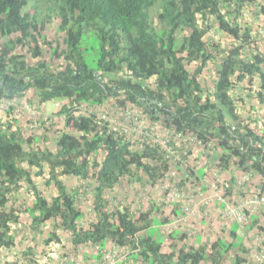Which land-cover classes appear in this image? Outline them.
<instances>
[{
  "label": "trees",
  "instance_id": "obj_1",
  "mask_svg": "<svg viewBox=\"0 0 264 264\" xmlns=\"http://www.w3.org/2000/svg\"><path fill=\"white\" fill-rule=\"evenodd\" d=\"M251 7L264 18V0H0V252L16 246L17 226L27 216L42 246L62 241L64 232L76 250L109 241L128 247L129 264H228L231 253L230 262L242 264L235 249L245 254L246 248L237 223L229 229L231 241L221 236L209 244L179 245L184 235L174 230L162 250L158 232L144 233L154 222L149 211L112 207L107 195L118 182L137 175L153 188L168 163L160 145L133 146L104 111L110 101L137 107L151 122L191 135L196 147L215 142L221 171L233 166L263 176L264 120L240 114L230 92L235 82L257 84L247 109L264 106V49L250 23L239 20ZM211 18L220 38L211 36ZM51 19L58 21L62 47L41 34ZM224 38L230 39L227 47ZM39 39L60 64L42 60ZM220 55L211 89L203 88L198 77ZM28 91L37 112L47 101L60 105L22 128L10 101ZM203 173L195 172L200 182ZM68 181L89 184L92 214L85 223L75 203L77 188ZM169 204L179 206L176 199ZM256 222L250 227L264 230ZM21 250L18 259L39 264L29 244Z\"/></svg>",
  "mask_w": 264,
  "mask_h": 264
},
{
  "label": "rangeland",
  "instance_id": "obj_2",
  "mask_svg": "<svg viewBox=\"0 0 264 264\" xmlns=\"http://www.w3.org/2000/svg\"><path fill=\"white\" fill-rule=\"evenodd\" d=\"M252 9L253 7L246 9L242 13L239 20H241L242 18L243 19L246 18V20L248 21L247 16L248 18H252V14H255L256 12L255 8L253 10ZM222 12H224V10H222ZM232 17H233L232 14H226V18L228 20H231ZM213 20H214L213 18L210 19L211 36L212 37L218 36L220 38L221 34L217 30V26H215V22ZM57 22L58 21L56 19H51L50 21H45L41 27V34L46 40L52 42L53 45H56V43L61 42L62 37H63V34L58 30ZM199 22L202 23L201 20ZM228 40L227 38L222 39V41L227 43L222 46L226 47L228 45ZM39 41L42 43V60L47 61L53 65L60 64L61 61L50 59V57L48 56L49 49L47 48L46 44L42 42V39H39ZM59 45L60 47H62L63 43L61 42L59 43ZM28 60L31 61V58L28 57ZM218 62H219V59L217 57L212 62V64L208 67L206 74L199 76V80L201 81V83H203V86H205V84H207L208 86L211 85L212 80L210 76L215 71V69L218 67ZM256 88H257L256 84L254 85V83L250 84L248 82H245V83H242V91L240 92L232 91L231 92L234 98H238L237 101L239 102V104L244 106L243 108L241 107L240 109L243 115H247V114L250 115V112L251 114H254V115L258 114L257 111L253 112L247 109L251 105L252 103L251 101H254V99H256L255 97ZM45 106L48 108H51L50 110L54 109V105L52 101H47L45 103ZM257 107L258 106H256V108ZM104 113H105V117L111 120V123L114 125L115 128L121 130L123 133H125V135L128 136V138L133 142V146L135 147L138 145L139 142L154 141V139L150 137L148 128H151L152 130H154L156 135H159V136L163 135L164 138H165V134L170 133L167 127H163L162 125H155L154 123H152L150 119L145 114H143L142 111H140V109L137 107H131V106L116 107L110 101ZM255 118L257 119L258 117H255ZM169 143L176 150H180V148L184 145L183 142L181 141H171L170 140ZM186 146L190 148L192 144H189V142H187ZM217 152H218V149L216 148L214 144H212L210 146V150H207V152L205 153V158H203L202 160H199V159H194V157L191 156L189 160L186 162V165L188 164L187 167H182L180 164H174V161L171 160V162H169L170 168H175L176 173L171 177H167L166 180L164 181L161 180L158 182L156 189L153 190V191L158 190L157 192L160 193L161 197L157 196V198L159 200H162V198L164 197V193H165L164 186L166 185V182L168 183V186L166 188H169V189L177 188L178 192H180L181 195H183L184 200L190 201L193 199L191 195L195 197L198 194V192L201 190L199 189L200 188V186L198 185L199 183L205 185L206 182L209 183L212 181L216 182L217 180H221V179H229L230 174H232L231 172L232 167L230 168L231 170L223 171L221 173L217 172L214 168L215 164L217 163L216 162L217 155H218ZM198 164H201V165L203 164L207 166L206 175L205 176L203 175L202 177L203 183L198 181L195 175ZM248 177L250 180H252L253 174L251 175L248 174ZM139 180L140 178H138V176L135 175L129 181L127 179H124V182L122 181L118 182L116 184L115 189L110 194L107 195L112 207H114L115 204L124 205V204L129 203L132 205L133 209H138V206L141 205V201L142 200L146 201L148 199L147 196L145 199H142V195H140L141 192L145 193V191H142V189L141 190L139 189L138 185H141L142 187L144 186L140 184V181L142 180L140 181ZM68 184L70 185L69 187L72 189L77 188L78 193L75 196V203H76V206L80 208L84 214V218H83L84 222H87L88 219L91 218V214H92V210L90 206L92 196H91V190L89 188V184H87L86 182H82L80 185H77L75 183H70V181H68ZM208 187L209 186L206 185V189ZM153 194L154 192L151 193L152 197H153ZM234 194L242 197L244 195V192L242 191V186L240 188L236 187ZM133 198H135L136 200L135 202H132ZM179 199L180 200L178 202L181 205L183 206L187 205L185 201L181 200V197H179ZM151 201H154V199H152ZM192 222L196 223V221H192ZM28 223H29L28 217L22 216L21 223L18 224L17 226V228H19L21 232H19V234L17 233L16 246L13 247L12 249H7V251L4 250L0 252V263L4 264V262H7L8 264H10L13 262V263H19V264H31L24 257V255H21L23 257L22 259H18V257L21 254V251H22L21 249H22L23 244H26V245L29 244L30 247L33 248L34 253H35L33 255V258L38 260L39 264H44V262L48 264H58L60 263V260L62 262L64 261L70 262L69 259L73 258L74 260L77 255H78L76 258L77 264H88L89 262H92L95 259H97V256L95 254L98 251V249L95 246H92L94 250L91 249L90 246H86L82 248L81 250L79 249L76 250L70 244L69 239H68L69 236L64 232H61V235H60L62 237V241L54 242L51 245V247L46 248L45 251H43L42 241L39 240L40 236L38 234L34 235L32 233ZM243 225H241V228L244 227ZM12 230L14 231L15 228H13ZM149 231L154 232L156 231V229L153 227H150ZM223 232L228 234L227 230H224ZM187 233L191 234L190 236L191 238H193L194 231L191 229V227L187 229ZM263 236H264V233H263ZM190 241L194 242L193 240H190ZM252 241L253 240L251 239V242ZM254 241H256V239H254ZM42 252H46V254L48 255L45 257V254H43ZM83 252H85V254L87 255L86 261L83 259V255H82ZM52 253H55L54 257L51 255ZM43 259H44V262H43Z\"/></svg>",
  "mask_w": 264,
  "mask_h": 264
},
{
  "label": "clouds",
  "instance_id": "obj_3",
  "mask_svg": "<svg viewBox=\"0 0 264 264\" xmlns=\"http://www.w3.org/2000/svg\"><path fill=\"white\" fill-rule=\"evenodd\" d=\"M219 58H221V55L218 56V59ZM214 73H215V71H214ZM214 73H212L211 76H213ZM204 74H206V72H204L202 75H204ZM198 80H199V77H198ZM199 82L201 83L200 80H199ZM243 83H245V82H243ZM201 86L203 88L208 89V85L207 84H205V86H203V83H201ZM241 86H242V84H241ZM25 104H28V103H25ZM25 104H23V105H25ZM235 104H236V108H237L238 112L243 115V113L241 112L240 109H241V107L243 108L244 106L240 105L239 103H236V102H235ZM53 105L55 107L59 106L60 105V101H55ZM29 106L35 111L34 114H29L28 112H26L27 114H29V116H34L35 114H38V113L41 112L40 108H38V112H37L36 108L34 106H31V105H29ZM250 111H251V109H250ZM18 112H21V111H18L17 108L11 109V114L13 115V117H15V115H17ZM257 113L258 114H256V115L258 116V118L262 117V121H263L264 120V117H263L264 114L262 115L259 112H257ZM247 115H249V114H247ZM247 115H243V116L246 117ZM252 115L253 114H251V112H250L249 116H251L252 119H256L255 118L256 116L252 117ZM134 119H136V118H134ZM152 123H154L155 125H162L163 127H167L168 131H170V133L165 134V138H164L163 135L162 136L156 135L154 130H152L151 128H148L149 134H150V131L153 132V134H150V137H152V139H154L153 142H156L165 151V157L167 159L168 169L166 170V172L164 173L162 178H160V180H159V181H161V180L164 181V180L167 179V177H171V176H173L176 173V169L175 168H170L169 162H171V160H173L174 164H180L182 167H187L188 164L186 165V162L189 160V158L191 156H193L195 153H198V149L196 148V144L197 143L195 141V138H193L191 135H189V134L180 135V134L176 133L169 126L164 125L161 121L160 122H153L152 121ZM170 140L171 141H181V142H183L184 145L183 146L180 145V146H182L180 148V150H176L170 145V143H169ZM187 142H189V144H192L193 147L192 146H191L192 148L191 147L190 148L187 147L186 146ZM212 144L216 145L215 142L207 143L208 147L201 149V150H203L202 157H200V158L197 157V159L202 160L203 158H205V153L207 152V150H210V146ZM217 153H218V155H217L216 162L218 163V158H219L220 151L218 150ZM217 163L215 164L214 168L219 173H221L223 171L231 170L230 168L232 167V171L234 173L231 171L232 174H230V176L233 175V177H230L229 179L217 180L216 182H213V181L209 182V183L206 182L205 185L202 184L204 186V189L199 183L198 184L200 186L199 189H201V190L198 192V194L195 197L193 195H191V197L193 199L190 200V201L189 200L185 201L183 195H181V193L178 192L177 188L176 189L166 188L168 186L167 182H166V185L164 186L165 193H164V197L162 198V200H159L157 198V196H160V193L157 192L158 190L157 191H153L152 188H150L149 185H146V184L143 187L141 185H138L140 190L142 189V191H145V193H143V192L140 193V195H142V199H145L146 196L148 197V199L146 201L142 200L141 201V205L138 206V209H134V211H136L135 213H138L139 211H149L150 215H152L154 213V215L158 214L160 216V222L159 221L158 222L162 226H161L160 231H158V233L160 234V236H158V238L162 239V250H166L167 249V235L169 233L173 232L174 230H176L179 234H183L184 235L183 240H179L182 243H183V241L186 240V238H188V236L191 235V234L187 233V229H189V227L185 226V224H186L185 221L188 223L187 220H192V217H194V220H192V221H197L196 219H200V216L203 215V210L201 208V205L200 204H197V205L193 204L194 200H197V199L200 198L201 203L205 204V205H209L212 201H218L219 204H222V206H220V208L218 207L219 208L218 209L219 210L218 211V215H219V220H220L219 227H220V232L221 233H223L224 230L228 231V229H226L227 225L229 223H232V222L238 224L239 230L244 229L245 231H247L246 224L248 222V218L250 219V217H249L250 216V214H249V210H250L249 209V205H251V204H253V205H264L263 203L254 204V203L250 202V200L253 199V198L264 197V193L256 192L258 190L254 186V180L256 179V181H259V180L263 179L264 175L262 176V175L258 174L255 171H252V170L248 171V173L247 172L238 171L233 166H231L228 169H225V170L221 171L220 168H218L216 166ZM198 165H199V167L206 168L204 170V173H203V175L205 176L206 172H207V166L203 165V164L202 165L198 164ZM197 168H198V166H197ZM197 168H196V170H197ZM248 174H250V175L253 174L252 180L249 179ZM203 175L200 177L201 178L200 179L201 183H203V179H202ZM259 177H260V179H259ZM158 182H157V184L154 187H157ZM225 184H227V186L224 187ZM206 185L209 186L207 189H206ZM241 186H242V191L244 192V195L242 197L234 194V191H235L236 187L240 188ZM251 187L253 188V190H251ZM206 190H210L211 193L205 195L204 197H199V193L202 192V191H206ZM232 191H233V193H232ZM153 192H154V194H153V197H152L151 193H153ZM234 196L236 198H238L239 201H236L234 199ZM179 197H181V200L185 201L187 205H184V206L181 205L178 202L180 200ZM245 198H247V200H244ZM152 199H154V201H151ZM173 199H176V201L180 204L178 206V208L180 210H182L183 212H185V213H183V215H181L180 217L175 218L172 221H169L167 216L170 214V212L167 211V209L169 208V209L173 210L171 208L170 204H169V203H171V201ZM225 204H228V206L233 207V208H237V209L239 208L241 213H242V219L240 221H238V220H236V219H234V218H232V217H230L228 215H225L223 213ZM129 205L130 204L128 203V206ZM90 206H91V202H90ZM164 214H166V215L164 216ZM184 214H186V215L184 216ZM150 215H149V218H150ZM197 217H199V218H197ZM165 219L167 221H164ZM250 220H251V223H252V218ZM80 222L81 223H85L84 219H82ZM241 225H243L244 227L241 228ZM180 229L181 230L185 229V232H180ZM191 229L194 231V233H193V235H194L196 232L193 229V227H191ZM227 233H228L227 234L228 238H230L229 231ZM263 233H264V231H260V230L257 229L256 233L253 236L254 239H256V241H254V239H253V241L251 242V245H252L251 248H252V252L254 253V256H255V261H261L262 260L261 259L262 253H260L259 250H260V247L263 246L262 245V242L264 241ZM156 235H157V233H156ZM257 239H259V240H257ZM164 240L166 241L165 244H163ZM113 245H112L111 248L104 249L105 246L103 248H98V251L96 252V254L99 255V256H97V259L92 261L90 264H94V263L99 262L100 260H102V257L106 253H109L110 251H117L118 253L119 252L125 253V258L122 259L121 261L116 262L115 264H120V263L129 264L130 260L128 259L129 258L128 254L131 252L129 250V248L128 247H117L115 245L113 247ZM45 249L46 248H43V251H45ZM79 250H81V249L79 248ZM247 252L248 251H246V253ZM42 253L45 254V257L48 255V254H46V252H42ZM77 256L75 257L74 260H73V258H70L69 259L70 262H65V261L62 262L60 260L59 264H77V260H76ZM244 257H246V255ZM44 264H48V263L44 262Z\"/></svg>",
  "mask_w": 264,
  "mask_h": 264
},
{
  "label": "crops",
  "instance_id": "obj_4",
  "mask_svg": "<svg viewBox=\"0 0 264 264\" xmlns=\"http://www.w3.org/2000/svg\"><path fill=\"white\" fill-rule=\"evenodd\" d=\"M247 19H248V23H250V26L252 28V36H253L254 41H256L257 45L261 49H264V18L261 17L259 14H257V11H256L255 14H252V18H248V16H247ZM245 20H246V18H245ZM208 67L205 69V72H207ZM242 83L243 82H235V84L233 85V87H232L230 92H232V91L240 92V88L242 87L241 86ZM208 88L211 89V85L208 86ZM231 95H232V93H231ZM35 101H36V98L31 97V92H29L27 94V96L25 95L23 98H19V99L13 100V102L11 101L10 102V104H11L10 106H11V109H13V108H17V109L21 108L23 106V104H25V103H28L29 105L34 106V104L35 105L37 104V103H35ZM45 103H41L40 105L38 104L37 106L40 107L42 112L45 110V115H46V117H48V115H49L48 111H50L49 109H51V108L46 107ZM251 104L253 105L254 101ZM52 110H55V108L52 109ZM252 111L253 112L257 111V112H259L260 114L263 115L264 114V106L263 107L261 106L260 108H255ZM3 113L4 112H0V116L1 117H4ZM4 115H5V113H4ZM255 116L258 117L257 115H254V114L252 115V117H255ZM15 117L18 118L17 119V124L20 125L23 128L27 124V121L29 120V118H33L34 116H29V114H27L26 111H21V112H18V114L15 115ZM61 119L62 118L59 117V120H61ZM196 148L198 149V153H195L194 155H196V157H199V158L202 157V153H203V150H201L202 148L199 147V146H197ZM200 168H203L204 170L206 169L204 167H199V165H198L197 170L200 169ZM230 177H233V175L230 176ZM259 179H260V177H259ZM254 186L258 190L256 192L264 193V176H263V179H261L259 181H256V179H255L254 180ZM155 188L156 187H153L152 190H155ZM203 189H204V186H203ZM251 190H253L252 187H251ZM210 193H211L210 190L202 191V192L199 193V197H204L205 195L210 194ZM234 199L236 201H239L238 198H236L235 196H234ZM244 200H247V198H245ZM193 204H195V205L200 204L201 205V208L203 210V215L200 216V219H196L197 220L196 223L192 222V220H194V217H192V220H187V221H189V223H187L185 221V223H186L185 226L189 227V228L193 227V229L196 232L193 235V238H191V236H188V238H186V240L184 239L185 241H187L188 243H190L192 245L199 246V245H202V244L212 243V242L216 241L219 237L222 238L221 236H223L224 240H228V241L232 240L231 238H228V235L226 233H224V232L221 233L220 232V227H219L220 220H219V215H218V211H219L218 209L220 208V206H222V204H219L218 201H212L209 205H205V204L201 203L200 198L197 199V200H194ZM249 209H250L249 210L250 219L251 218L252 219L255 218L256 221H257L256 222V224H257L256 226L264 227V205H253V204H251V205H249ZM167 211L170 212V214L167 216L169 221H172L175 218H178L181 215H183V213H185L182 210H180L178 207L174 208L173 210L168 208ZM165 215L166 214H164V216ZM185 215L186 214H184V216ZM150 218H152L155 221L154 223H152L153 225L151 227L156 229V231H154L155 234H156L158 231H160L161 226H162L159 223L160 222V216L158 214L154 215V213H153L152 215H150ZM197 218H199V217H197ZM250 219L248 218V222L246 224L247 231H245L244 229L239 230V227H237V229H236V233L239 236H241L242 241H243V245L245 246L246 251H248V252L245 253V254H242V253H238L236 249H235V252L237 254L243 256V258L245 259V261L242 264H264V246L260 247V250H259L260 253H262V256H261L262 260L261 261H255V256H254V253L252 252L251 239L252 240L254 239L253 236L256 233L257 229H256V227H250L251 224H252ZM233 225H234L233 222L229 223L227 225L226 229H228V231H229V229H231V227ZM248 227H250V230L248 229ZM260 231H264L263 228ZM148 232H149V230L147 232L144 231L145 234H147ZM180 232H185V229L184 230L180 229ZM190 240H193L194 242H192ZM165 243H166V241L164 240L163 244H165ZM176 243L180 245L181 242L178 240V241H176ZM52 244H53V242H51L50 244L44 246V248H49V247H51ZM112 245L113 244L109 241V242H107L105 244L104 249L111 248ZM84 247L85 246L81 245L78 248L82 249ZM113 247H114V245H113ZM90 248L93 249L92 246H90ZM51 255L54 257L55 253H52ZM82 255H83V259L86 261L87 260V258H86L87 255L85 254V252H83ZM95 255L99 256L97 254H95ZM245 255H246V257H244ZM230 258H232V253L230 255ZM230 258H229L228 264H232L230 262V260H231ZM43 261H44V259H43ZM90 263L91 262H89L88 264H90ZM200 264H210V263L203 261Z\"/></svg>",
  "mask_w": 264,
  "mask_h": 264
},
{
  "label": "built area",
  "instance_id": "obj_5",
  "mask_svg": "<svg viewBox=\"0 0 264 264\" xmlns=\"http://www.w3.org/2000/svg\"><path fill=\"white\" fill-rule=\"evenodd\" d=\"M18 111H26L29 114H34L35 111L28 105L25 104L23 105V107L18 108ZM150 134H153L152 131H150ZM227 186V184L224 185V187ZM219 196V195H218ZM251 203L257 204V203H263L264 204V197H259V198H253L250 200ZM223 213L225 215H228L238 221H240L242 219V213L240 211V209L238 208H233L228 206V204H225ZM125 258V253L123 252H117V251H110L109 253H106L103 257L102 260H100L97 263L94 264H115L118 261H121L122 259Z\"/></svg>",
  "mask_w": 264,
  "mask_h": 264
},
{
  "label": "water",
  "instance_id": "obj_6",
  "mask_svg": "<svg viewBox=\"0 0 264 264\" xmlns=\"http://www.w3.org/2000/svg\"><path fill=\"white\" fill-rule=\"evenodd\" d=\"M30 74H31V72H30Z\"/></svg>",
  "mask_w": 264,
  "mask_h": 264
}]
</instances>
